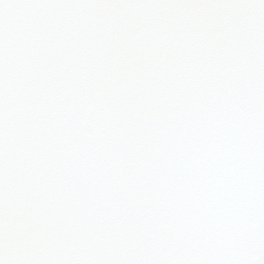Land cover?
Listing matches in <instances>:
<instances>
[{"label":"snow or ice","instance_id":"snow-or-ice-1","mask_svg":"<svg viewBox=\"0 0 264 264\" xmlns=\"http://www.w3.org/2000/svg\"><path fill=\"white\" fill-rule=\"evenodd\" d=\"M0 264H264V0H0Z\"/></svg>","mask_w":264,"mask_h":264}]
</instances>
